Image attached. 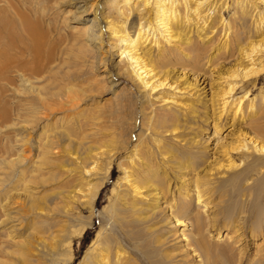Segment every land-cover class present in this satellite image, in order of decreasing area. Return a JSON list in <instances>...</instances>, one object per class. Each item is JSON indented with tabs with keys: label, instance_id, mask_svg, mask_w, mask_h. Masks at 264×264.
Listing matches in <instances>:
<instances>
[{
	"label": "rangeland",
	"instance_id": "374dc122",
	"mask_svg": "<svg viewBox=\"0 0 264 264\" xmlns=\"http://www.w3.org/2000/svg\"><path fill=\"white\" fill-rule=\"evenodd\" d=\"M249 1L252 4L259 5V8L264 10L262 2L260 3L258 0ZM10 3L15 6L18 12L23 11L24 6H26L27 10L30 11L28 12L29 21L36 25L35 28L39 29L41 36L38 42L40 46L37 48L38 56L35 61L29 49L25 48L26 45L27 47L30 46V38L28 39L27 32L21 30L23 22L19 26L20 19H16L11 14V11L7 9V6L2 7L3 4L0 3V13L4 16L3 25L5 27L2 29L1 34L7 35L8 32L13 34L10 39L11 43H13L11 44L13 47V51H11L13 59L22 61V63L24 61L25 64L30 63L29 66L24 65V71L26 66L33 68H30L28 72L31 70V73H33L36 70L34 74L36 79L33 78L34 76L30 72L25 71L24 73V76L28 78L31 75L33 76L27 81L29 82L31 79L32 82L30 84L34 82L31 85L33 88H30L32 89L31 92L28 91L29 89H25L22 82L19 81V75L17 73V76L16 72L7 73L16 82H11L10 84L0 80V85L2 84L1 86L4 87H0L2 89V91L0 90V112H3L0 114L2 119H6L2 120L0 117V199L11 191L12 194L7 195L12 197L13 201H17V204L15 202L13 204L19 206L23 202V192L21 190L24 184L17 183L16 188H13V182L41 181L37 185L35 192L40 197L44 196L47 198H39L34 202L36 211L41 214L45 213L46 216L48 214V217L53 218L55 225L52 228L54 230L51 236L48 233L25 229L23 224L20 234L16 237V240H18L16 243L11 242V240L5 242L6 232L0 229V264L5 261L18 264V260L22 256L28 261L27 264H81L82 260H84V255L95 247L97 240L108 233L109 230V234L119 240V244L116 245L118 249L115 247L116 250L121 257L127 258L129 264H197L196 257L192 256L195 253L186 244L188 237L181 236L183 234L180 231L182 227L175 225L173 220H168L166 223L162 220L160 211V207L164 206L161 203L162 200H157L158 204H160V207H158L157 203L154 204L156 200L153 196L154 192L151 193L143 188L138 191L130 190V187L126 186L124 180L121 179L123 172L118 163L125 161L123 165H131H129L128 158L131 156L130 151L137 143L138 146L140 145L138 148L144 150L143 153H146L145 156L147 158L145 161L150 164L153 163L157 167V181H162L164 190L167 189L166 185L168 183L170 187L173 184H177L176 186L178 187L180 186L179 181H183L182 178L194 177L197 171H202L201 166L194 169L191 165H186V163L180 165V167L184 166V169H175L178 161L181 164L184 159L192 160L194 156L192 153L195 151L198 153L204 151L209 166L216 163L213 160L214 158H221L222 165L218 164L211 172L202 171L199 174V176L203 175L201 178L206 181L212 180L214 183L215 181L216 183L218 181H227V177L231 176L233 170L226 166L227 160L224 158L232 155L231 158L233 157L234 164H240L237 169H234L241 172L244 167L245 172L248 174H245L244 171L242 172L239 178L240 181L242 180V175H247V178L244 176V182L241 181V184L238 179L239 184L237 182H226V185L220 189L219 186L222 182H219L217 188L210 192L207 190L204 195L205 201L208 203L205 208V210H208L204 214L210 213L207 218L215 214L219 217L216 223L208 224L211 225L208 227L210 233L207 236H210L207 238L211 255L209 264H227L228 259H232L231 264H259V261H264V165L256 170H249L247 166L252 168L251 156L238 158L240 153L237 150L228 151L223 156L221 153L226 151H224L223 146L219 145L233 141L240 143L241 140L238 139L247 137V133L253 135L252 131L254 130L249 125L246 126L243 120L245 118L253 120L256 116L251 117L253 115L251 113L248 118L247 111L244 113L246 114L244 119L237 122L239 116L234 118L229 113L228 117L223 118L220 123L222 126L220 132L216 133L215 138L212 136V120L215 119H212L214 114H211L209 104L212 102L219 103V99L224 97V95L217 93L218 95L212 100L210 93L216 94L215 92H218L219 89H224L226 82L237 80L236 78L227 77L231 74L228 68L235 62L232 60L235 55L230 57L226 53L224 54L223 51L219 54L217 52L225 38V33L223 31L218 32V30L209 33L204 39V42L212 41L209 46L206 43L202 44L196 36H193V39L195 38L198 42L196 43L195 41V45L197 47L200 45L203 48L207 47L209 58L215 62L210 66L209 63L206 64L205 68V59H202L201 56L194 57L191 54L190 63H188L189 61L185 57L187 49H180L184 43L174 49L172 43L176 40L171 41V44H167L165 47L169 50V56H167L172 65L167 68L171 67L173 70H170L169 74L172 79L175 78L174 85L168 87L171 82L168 81V84H164L160 91H157L161 93L153 91L145 94L146 90L144 89L140 94L137 90V81L130 79V77L126 78L125 74L118 77L115 75L114 63H117L119 57L115 54L114 46L108 45L114 44V38L111 36L110 31L103 26L102 37L104 45L100 48L101 50L98 48L99 44L92 43L89 40L92 36L91 28L94 25L92 21L95 17H97L96 19L100 25H104L109 20H121L114 4L108 0H57L56 2L47 0L46 3H43L44 10L42 11L33 0H10ZM233 3V0H227L228 8L224 13L222 12V18L225 21L227 20V22L236 9V5ZM3 8L5 9L2 10ZM81 10L83 12H80ZM256 11L257 9L250 10L244 16V27L241 28L243 32L254 29L252 27L257 20ZM233 16L236 18H232ZM237 17L238 13L233 14L230 21L233 20L230 24H234V26H231L232 28L234 27L233 29L236 32H241ZM235 19L237 22L234 21ZM146 42H144V45L147 44ZM102 48L103 50L108 48V50L103 52ZM102 55L104 56L103 60L105 61L106 59L105 64L101 60ZM228 57L230 58L226 60ZM259 58H264V55L259 56ZM238 60L241 61L242 65L244 64L243 59L238 58ZM33 66L36 67L35 70ZM181 70L185 71V73H181ZM231 70L233 71L234 67ZM193 72L197 74L203 72L208 78H205L202 83L197 79L193 81V76L191 75H194ZM208 72H211V74ZM26 74H30V76ZM259 75L260 77L253 88L248 85V98L246 97L242 100V103L245 102L243 106L247 105L248 99H253L256 106L263 105L264 108L261 98L262 94L264 95V71L260 72ZM206 81L208 84H206ZM35 87L42 89H39V91L49 104L47 108L41 109L43 107L39 106L40 104L35 100ZM237 89L236 97H239L243 94V90L242 88ZM162 95H170L177 99L179 102L178 106L173 105L171 102L163 105V101L159 100V96ZM183 103L189 106L192 105L191 108H187V112H184L186 107L182 105ZM32 104L35 105L34 108L37 106L41 107L42 113L37 107L34 109L33 121L27 122L29 118L24 116L20 118L19 112H24L26 108L32 107ZM17 108H20V110H17ZM37 109L39 113H37L38 111L35 112ZM164 109L180 112H177L180 117V125L176 129H172V133L163 131L158 127L153 128L154 120L152 121V118L149 119L150 116L153 117V114ZM5 110L6 115L4 114ZM32 110L31 108L30 111ZM30 111L28 110L27 112L31 113ZM260 121L261 126L264 127V119ZM56 132L61 136L59 141L61 146H55L51 149L49 157L52 158V161L50 165L44 162L43 159L45 157L42 158L38 146L42 143L44 144L43 138L47 134L56 136ZM216 138L223 142L217 143ZM63 145H65L64 151ZM88 145L94 146L92 150ZM158 146H161V149L163 146L162 150H166L164 154L161 151L158 152ZM95 147L96 149H94ZM83 148L87 149L83 150ZM92 151L94 153H91L92 156L90 157L89 153ZM180 151L184 152L185 155L173 156L178 161L171 158L170 152L179 153ZM95 152L99 154H95ZM3 158L10 159L12 164H16H10L13 166L11 168ZM248 161L251 164L245 166ZM240 162H243L244 165ZM90 167L93 168L90 169ZM105 168L109 170L107 173L104 170ZM224 173H226V176ZM105 176L107 177L104 178ZM98 180L104 182L99 185V190L97 189L96 191L97 194L93 199V214L91 215L90 206L87 207L85 201L87 202L91 195V184L96 183ZM78 181H89L90 184L79 187ZM232 184L233 187H231ZM119 191L129 192L131 199H133V201L129 200V202L140 201L141 204L138 206H141V213L133 214L124 210V201H119ZM70 194L73 195V198H67ZM169 194L166 193L168 199L171 196ZM18 195L19 197H17ZM181 195L187 196L183 192ZM46 199L48 200L47 202H45ZM69 199L73 201L70 202ZM39 200L44 203H40L41 201ZM191 203L194 211H201V208H197L194 198ZM228 203L230 205H227ZM230 207V214L225 213V208ZM46 210L48 213H46ZM20 213H22L23 217L27 214L25 215V220L33 216L27 206L21 209ZM231 214V221L225 222V216H231ZM135 215L139 217L136 218ZM66 216L73 218L72 221H63L66 218L68 219ZM114 217L115 219L117 218L118 223H114ZM88 218L91 219L89 220ZM127 218L130 223L127 222ZM134 219L135 221H132ZM86 220L87 222L89 221V224L86 225L87 227L80 234L74 232ZM141 220L145 222L138 224ZM61 225H64L63 229ZM136 230L142 232L143 238L129 241V238L126 239L123 236L124 233L133 235ZM225 234L229 237L228 242L239 240L238 244H234L236 248L229 252L220 250L221 245L228 243L224 239ZM40 236H43V238L41 239ZM153 239H158L160 242ZM147 241H156V243L154 242L155 244L150 242L155 246H146ZM23 243H26L27 247ZM146 250L153 253L147 259L142 256L144 252L146 253ZM239 256L243 259L241 258V260L237 261Z\"/></svg>",
	"mask_w": 264,
	"mask_h": 264
},
{
	"label": "bare ground",
	"instance_id": "6f19581e",
	"mask_svg": "<svg viewBox=\"0 0 264 264\" xmlns=\"http://www.w3.org/2000/svg\"><path fill=\"white\" fill-rule=\"evenodd\" d=\"M46 1L47 0H33V2L36 4V6L40 7V9L42 11L44 10L43 3L44 2L46 3ZM56 1L57 0H51V2H56ZM108 1L112 4H114V6L118 12V16L121 17V20L120 21L115 20V19L113 21L109 20L106 23H104V25H100L98 20L96 19L97 17H95V19L92 21V24L94 23V25L91 28L92 29V36H91V39H89V40L92 43L99 44L98 48L100 49L104 45L103 44L104 41H103V37H102L103 36V26L106 27V29L110 31L111 36L114 38V44L113 45L108 44V45L111 47L114 46L115 51H116L115 54L119 57V60L117 61V63L116 64L114 63V67L116 70L115 75H117V77H118V76H123L125 74L127 76L126 78L130 77V79L137 81V90L140 92V94L142 93V90H144V89L146 90V92H144L145 94L152 93L153 91H156V93H161V92H157V91H160V89L163 87L164 84H168L169 83L168 81H171L168 84V87H172L174 85L175 78L172 79L170 74H169V71L170 70L173 71V70L171 67L167 68V67H169V65H172L171 61L168 58L169 50L165 47L167 44H171V41L176 40L174 43H172V45L174 46V49H176L178 46H180L181 43H184L181 45L180 49L181 48L187 49V53H186L185 57H186V60L189 61L188 63H190L191 54L194 57H200L201 56L202 59H205L206 60L204 63V68H205L206 64L209 63V66H210V65L214 64L215 62H213V60H211V58H209V54H207V47L203 48L201 45L198 47L195 45L196 40H195V38L193 39V36H196V38L198 40H200V42L202 44L206 43V44H208L207 46H209L212 43L211 40L204 42V39L207 37V35L209 33H213L214 31L216 32L217 30H218V32L223 31L225 33V36H224L225 38H224L223 42L221 43L217 52L219 54L220 52L223 51L224 54L226 53L227 56H230V57L235 55L234 58L232 57L233 58L232 60H234L235 62L233 63V65L231 67L228 68L229 73H231V74H229L227 77L236 78L237 80L234 82H226L225 83L226 85H224L225 86L224 89H219L218 92H215L216 94H213L212 92L210 93L212 96L211 97L212 100L219 93H222V95H224V97L219 99V101H218L219 103L212 102L209 104L211 114L212 113L214 114V117H212V119H215V120H212L213 121L212 122L213 123L212 136H213V138H215L216 133L220 132V130L222 128L220 123L223 120V118L228 117L229 113L232 114V117H234V118L235 117L237 118V116H239L237 122H240L241 120L244 119V117L246 115L244 113H246L247 111H248V118L250 117V114L253 113V115L251 117L256 116L253 120H249L246 118L243 120V121H245L246 126L249 125L250 127H252V130H254V131H252L253 135L247 133V137H244L243 139H238V140H241L240 143L233 141V142H229L227 144H224V143H221L223 141L220 140L219 138H216L215 140L217 141V143H221L219 145L224 147V151H226V152L221 153L223 156L228 151H232V150H237V152L240 153L238 158H241L242 156L243 157L244 156H251L252 168L247 166L249 168V170L252 169V171H253V170L260 168L262 165H264V127L261 126V121H260L261 119L262 120L264 119L263 105H260L259 107L256 106L253 99H251V100L248 99L247 105L243 106V104L245 102L242 103V100L244 98H246V97L248 98V96H247L248 91H249L248 85L249 86L251 85L252 86L251 88H253L254 84L258 81V79L260 77L259 73L260 72L262 73V71H264V61H263L264 58H261V59L259 58V56L264 55V10L260 9L259 5L254 4V3L253 4L250 3L249 0L248 1L247 0H233V2H234L233 4L236 5V9L234 8L235 10L233 11V14L238 13V17H237L238 20L237 21L239 22V29L241 31V32H238V31L236 32L233 29L234 27L232 28V26H234V24H230L231 21L233 20L232 19L230 21L231 16L233 14H231L228 22H227V20L225 21V19L222 18L223 17L222 12L224 13V11L228 8L227 0H223V1H221V0H108ZM258 2H260V3L262 2V4H264V0H258ZM0 3L3 4L2 7L7 6V9H9L11 11V14H13L16 19L17 18L20 19V23H19L20 25L19 26H21L22 22H23V27L21 26V30L23 32L24 31L27 32L28 35L27 34H25V35L28 36V39L30 38L29 39L30 46L27 47V45H26L25 48L29 49V51L33 55V59L36 61V57L38 56V53H37L38 49L37 48L40 46L38 42L40 41L39 37L41 36V32L39 31V29L35 28L36 25H34V23L29 21V18H28L29 13L28 12H30V11H28L26 6L23 5L25 7L23 9V11L18 12V10L15 8V6H13L10 3V0H0ZM20 3H21V1H20ZM25 4H27V3H25ZM47 4H48V2H47ZM95 7H97V5H95ZM76 8H78V7H76ZM4 9L5 8H3L2 10H4ZM254 9H257V11H256L257 12V20L255 22V25L252 27L254 29L248 30V32L247 31L243 32L241 30V28L244 27V21H245L244 16H246V14L250 10H254ZM80 12H83V10H81ZM7 14L9 15V13H7ZM3 17L4 16L1 14V16H0V80L2 82L3 81L4 82L6 81L7 83L9 82L10 84H11V82H16V81H14L13 78L9 77L7 74V73L12 72V71L16 72V75H17V73L19 75V76L17 75L18 78L20 79L19 81L22 82L25 89L27 88V90L29 89L28 91L31 92L32 89H30V88H33L31 85H33L34 82L32 84H30V82H32V80L30 79L31 81L30 80H29V82H27V81L30 77L34 76L33 78H35L34 74L36 73V70H35L36 67L33 66L35 72L31 73V70L29 71L31 74H33V76L32 75L30 76V74L29 75L26 74V75L30 76L29 78L27 76H24L25 71L28 72V70L32 67L28 68L30 63L25 64L24 61L22 63V61H16L13 59V55L11 54V51H13L12 50L13 47L11 44H13V43H11V40H10L11 36L13 34L10 32H8L7 35L1 34L2 29L5 28L3 25V22H4ZM217 18H218V20H216ZM232 18H236V17L233 16ZM234 21H236V19ZM95 27H96V29H95ZM9 31H11V30H9ZM12 31H13V28H12ZM144 42H146L147 44L144 45ZM196 43H198V42L196 41ZM107 50H108V48L105 50H103V48H102L103 52H106ZM230 57H228L226 60H228ZM101 58H102L101 59L102 62L105 64L106 59H105V61L103 60L104 59L103 55ZM238 58H240L241 60L242 59L244 60L243 65L241 64V61L238 60ZM24 65H28L25 67V71H24ZM233 67H234V70L232 71L231 68H233ZM214 70H217V69H214ZM181 73H185V71L181 70ZM193 73H194V75L190 73L193 76L192 77L193 81H195V79H197V80H200L202 83L203 81H205V78H208L206 76V74H204L203 72L200 74H197L195 72H193ZM208 73L211 74V72H208ZM126 78H124V79H126ZM12 79H13V81H12ZM206 84H208L207 81H206ZM1 85H0V87H2ZM2 88H4V87H2ZM237 88H242V90H243V94L239 97H236V93L238 90ZM36 89L34 91L35 95L33 94L35 96L34 98L36 101H38V104H40L39 106H42L43 108H41L39 106H37V107H39V110H40V108L41 109L47 108L49 104L47 103L45 98L41 95V93L39 91L40 88H36ZM0 90L2 91V89H0ZM40 90H42V89H40ZM3 92H5V91L3 90ZM142 95H144V94H142ZM261 98H262V102H263L262 104H264V95L263 94H262ZM159 100L163 101V105L167 104V103L169 104V102H171L173 105H176V106H178V104H179L178 100L174 99V97H172L170 95L159 96ZM260 102H261V100H260ZM33 104L31 105L32 107L26 108L24 112H19L20 113L19 117L20 118H23L21 116L27 117V118H29L27 120V122H29V121L32 122L33 121L32 117L34 116V109L37 108V107L34 108L35 105H33ZM182 105L184 107H186V109L184 108L185 109L184 112H187L186 111L187 108H191V106H192V105L191 106L185 105L184 103ZM31 108L33 109L32 111H30ZM18 109L20 110V108H17V110ZM28 110L31 113H28L27 112ZM171 110H165V109L160 110V112L153 114V117L150 116L149 119L152 118V121L154 120L152 127L153 128L158 127L160 129H162L163 131H168V132L170 131L172 133L173 132L172 129H176L178 127V125H180L179 124L180 117L178 114L180 112L177 111L178 112L177 113V112H175L173 110L171 111ZM36 111H38V109L35 110V112ZM40 112H41V110H40ZM0 113H3V112H0ZM37 113H39V111ZM4 114L6 115V110H5ZM181 114H183V112H181ZM205 115H206V113H205ZM0 117H1V114H0ZM1 119H2V117H1ZM4 119H2V120H4ZM246 126H244V127H246ZM253 126H254V129H253ZM250 132H251V130H250ZM67 134H69V133H67ZM245 138L247 139L246 140L247 142L245 141ZM43 139H44L43 140L44 144L42 143L41 145L38 146L40 148L39 153H41L42 158H44V157L46 158V159L45 158L43 159L44 162L50 164L52 161V158L49 157V154L51 153V149H53V147H55V146L60 147L61 146L59 143V141L61 140V136L56 132V136L53 134H52V136H51V134H47L46 137H44ZM88 146L91 147V145H88ZM139 146L137 143V145H134V148L130 151L131 156H129V158H128L129 159L128 160L129 165L131 164L130 166L123 165V163L125 161L124 162L120 161L118 163V166L121 168V170L123 172V176L121 179L124 180V184H126V186L130 187V190L138 191V190H141L143 188V189H146L147 191H150L151 193L154 192L153 196L156 198L154 204L157 203V206L160 207V204H158V201H157L159 199L162 200L161 203L164 204L163 207H160L162 220L165 223L168 220H173L175 222V225L181 226L182 229L180 231L183 232V234L181 236H184L185 238L188 237L186 244L188 246H190L192 248V252L195 253L194 255L192 254V256L196 257V259H197L196 261L198 262L197 264H209V262H211L210 261L211 255H210V247L208 245V241H207L208 239L207 238H209L210 236L209 237H207V236L210 233L208 227L211 225H208V224L216 223L219 220V217L217 216V214H215L214 216L207 218L210 213H207L206 215L204 214L208 210V209L205 210L206 206H208V203L205 201L206 198L204 195H205V193H207V190L210 192L213 189L217 188V186H219V182H222V184H220V186H219L220 189H222V187L226 185V182H229V183L237 182L238 183V179L240 178L242 172L243 171L245 172V168L243 167L244 170L241 172L236 170L240 164L236 163V165H235L234 164L235 162H233V160H232L233 157L231 158L232 155L227 156L224 159L227 160L226 166H228L229 168H231L233 170L232 174H231V176H229L230 175V173H229V175H228L229 177H227V181H218L217 183L215 181V183H214V182H212V180L211 181L204 180L203 178H201L203 175L199 176V174L202 171L211 172L218 164L222 165L220 157L214 158L213 160H215L216 163L209 166V162H208V160L204 154V151H200L199 153L197 151H195L192 153V154H194V156L192 157V160L184 159L182 161V163L180 164L179 161L173 156L185 155V153L181 152V151L179 153L170 152L171 158L178 161V165L175 168L176 170L182 169V168L184 169L185 167L184 166L180 167V165H182L183 163H186V165H191L194 169H197L201 166L202 171H197L195 173L196 176H194V177L185 178V179L182 178L183 181H179L180 186H178V187L176 186L177 184H173V186H171V187H170L169 183L167 185L165 184L167 186V189L164 190L165 188L163 189L162 181H157V167H155L153 163L150 164V163L145 161L147 158V156H145L146 153H143L144 150L139 149L138 148ZM62 147H63V151H64L65 145H63ZM93 147L94 146L91 147V150ZM140 148H142V147H140ZM84 149H87V148H83V150ZM94 149H96V147ZM157 149H158V152L161 151L162 154H164L166 151V150H162L163 146H162V149H161V146H158ZM166 149H167V147H166ZM91 153L93 154L94 152L92 151L89 153L90 157L92 156ZM95 154H99V153L95 152ZM255 154H257L258 156L257 155L255 156ZM93 159H94V157H93ZM3 160L6 161L7 164H9V165L12 164V161L10 159L3 158ZM77 162H79V161H77ZM248 162H246L247 164L245 163V166L251 164L250 162L249 163ZM15 164L13 163L12 165H15ZM12 165H10L11 168H13ZM243 165H244V163H243ZM223 167H224V165H223ZM91 168H93V167H90V169ZM234 168H236V169H234ZM223 169H225V168H223ZM99 170L101 171V169H99ZM104 170L106 171V173H107V171H109V170H107V168H105ZM246 170L248 171L247 168H246ZM164 172L166 173V171H164ZM182 173H184V172H182ZM246 173L247 172H245V174ZM224 174L226 176V173H224ZM181 176H183V175H181ZM242 176L243 177H242L241 181L244 182L243 178H244V176L246 177L247 175H242ZM106 177L107 176H105L104 178H106ZM260 180H261V178H260ZM239 181H240V179H239ZM241 181L239 182L240 184H241ZM40 182L41 181H28L27 183H26V181H15V182H13V184H12L13 188H16L17 183H22V185L24 184L23 185L24 187L22 186V190H21L23 192L22 193L23 194V196H22L23 202L19 206L13 204L15 201L12 200V197L7 195L10 193L12 194V192L9 190H8L9 193L7 192L4 196V198L0 199V229H2V231L6 232V235H5L6 241L5 242H8L10 240L13 243L18 242V240H16V237L18 234H20L19 232H21V228L23 227V224L25 226V229H32V230H35V231L40 232V233L41 232L48 233L49 235L52 234V232L54 230L52 228L55 225L53 218L48 217V214L46 216L45 213L41 214V213L37 212L35 204H34V202L37 201L39 198L40 199L47 198L44 196L40 197L35 192V189ZM103 182L104 181L98 180L96 183L94 182L90 186V194L91 195L87 199L88 201L87 202L85 201V203H87L86 204L87 207L90 206L91 215L93 214L92 213L93 199H94L95 195L97 194V192H96L97 189L99 190V185L102 184ZM176 183H178V182L176 181ZM85 184L89 185L90 182L89 181H78L79 187L81 185H85ZM121 185H123V184H121ZM227 185H229V184H227ZM166 186H164V187H166ZM236 186H237V184H236ZM231 187H233V184L231 185ZM169 192L171 194L170 199H168L167 195H166V193L169 194ZM182 192L185 193L188 196V198H187V196H182L181 195ZM71 194L68 195L67 198H69V197L73 198L74 193H73V195H71ZM118 196H119V201H124V203H123V205H124L123 209L124 210H126L127 212L130 211L133 214L141 213V210H140L141 206H138L139 204H141L140 201L129 202V200L133 201V199H131V195H129V192L119 191ZM17 197H19V195ZM64 197H66V196H64ZM193 198L195 200L197 208H201L200 212L194 211V207L192 206L193 204L191 203V200ZM39 201H41V200H39ZM47 201L48 200L46 199L45 202H47ZM69 201L72 202L73 200L69 199ZM115 202H117V201H115ZM15 203L17 204V201ZM40 203H44V202L41 201ZM253 203L255 204V202H253ZM227 205H230V204L228 203ZM26 206H27L28 210L32 212L33 216L31 218L25 220V215H27V214H25L23 217L22 213H20V210ZM73 206H75V205H73ZM225 206H226V204H225ZM230 209H231V207L225 208V213L230 214V212H229ZM258 211H259V209H258ZM46 213H48L47 210H46ZM213 213H215V212H213ZM231 213H233V212H231ZM66 217H68V216H66ZM137 217H139V216H136V218ZM231 218H232V214H231V216H225L224 221L228 223L231 221ZM72 219H71V217L70 218L68 217V219L66 218V220H63V221H66V222L69 221L70 222V221H72ZM138 219H140V218H138ZM87 220L82 222V224H80V225L78 224L79 226H78V228L75 229L74 232L80 234L84 230V228L87 227L86 225L89 224V221L87 222ZM113 220H114V223L117 222V218L115 219V217H114ZM126 220H128V218ZM132 221H135V219ZM127 222L130 223L129 220ZM143 222H145V221L141 220L138 222V224H141ZM133 223H135V222H133ZM133 223H132V227L134 226ZM129 225H131V224H129ZM61 226L63 229L64 225H61ZM136 226H137V224H136ZM65 228H66V226H65ZM148 229H150V228L148 227ZM141 230H143V229L141 228ZM67 231H69V230H67ZM109 231L106 234L103 233L105 235L104 236L102 235L103 237L101 236L100 239L97 240L95 247L91 248V250L86 255H84L85 257H84V260H82L81 264H129V261L127 260V258L121 257L119 252L116 250V248L118 249V247H116V245L119 244V240L115 236H113L112 234H109ZM42 235H43V233H42ZM57 235L59 236V234H57ZM61 236H62V234L60 235V238H61ZM123 236L126 239L129 238V241L134 240V239L138 240V239L143 238L142 232H139L137 230L134 231L133 235H127L126 233H124ZM40 237H41V239L43 238V236H40ZM228 238L229 237H227V235L225 234L224 239L227 242H228ZM153 240L159 241L158 239H153ZM148 241L146 243V246L147 245L153 246L156 243V241H152V242L150 241L151 243L155 242L154 244H151ZM231 241L232 242H228L225 245H221L220 250L222 252H229V251L233 250L234 248H236V245L234 246V244L237 243L239 240H231ZM57 243H58V241H57ZM24 244L27 247V244L23 243V245ZM146 246H144V247H146ZM237 247H239V246H237ZM152 248H150V249L153 250ZM151 253L146 250V253L144 252V254L142 256H143V258L147 259V258H150L152 256ZM165 254H167V253H165ZM238 254H239V252H238ZM257 254H258V252H257ZM222 255H224V254H222ZM239 257H238L237 261L241 260V258H242V257H240V259H239ZM18 261H19L18 264H27V262H28L26 260V258L23 256ZM156 262H158V261L156 260ZM259 262H260L259 264H264V261H259ZM7 263L8 264L9 263L14 264L13 262L11 263L9 261H5L2 264H7ZM231 263H232V259H228L227 264H231Z\"/></svg>",
	"mask_w": 264,
	"mask_h": 264
}]
</instances>
